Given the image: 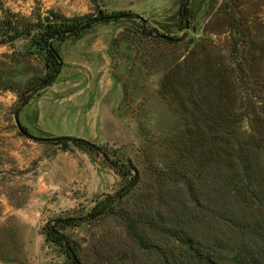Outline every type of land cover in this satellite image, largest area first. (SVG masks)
Masks as SVG:
<instances>
[{"label": "rangeland", "instance_id": "obj_1", "mask_svg": "<svg viewBox=\"0 0 264 264\" xmlns=\"http://www.w3.org/2000/svg\"><path fill=\"white\" fill-rule=\"evenodd\" d=\"M182 1L0 0V264H68L47 227L86 263L120 264L119 250L131 248L121 213L159 226L160 216L204 222L233 154L252 168V184H264V0H191L185 31ZM100 11L146 23H97L52 41L61 73L19 111L53 72L43 34L60 17ZM19 123L36 138L86 140L132 175L87 148L39 143ZM118 193L128 195L116 215H93Z\"/></svg>", "mask_w": 264, "mask_h": 264}, {"label": "trees", "instance_id": "obj_2", "mask_svg": "<svg viewBox=\"0 0 264 264\" xmlns=\"http://www.w3.org/2000/svg\"><path fill=\"white\" fill-rule=\"evenodd\" d=\"M190 2L191 0H183L181 3V31L188 30L192 25ZM126 19H139L146 23V20L137 14L121 11L111 14L100 11L97 16L72 19L60 17V25L50 28L42 36V42L52 60L53 72L38 82L32 95L20 100L18 110L25 108L36 93L54 84L61 73L62 60L52 41L64 42L91 29L97 23H113ZM18 125L26 135L39 143L56 141L64 151L69 150L70 143L87 148L102 155L108 166L121 177L132 175L130 169L128 172H122L101 147L86 140L67 137L36 138L20 123ZM230 162L233 168L229 183H225L226 179L225 182L218 181L215 187V206L213 209H207L205 206L203 211H207V214L202 218V223H199L198 217H189L185 224H180L175 218L164 219L160 216L159 226L152 218L144 222L143 218L135 219L140 214L121 213L119 216L127 229L126 238L131 240V243H128L131 248L130 252H123V247L119 250L122 256L120 264H145L144 257L147 258L146 264H264V184H252L254 173L250 166L244 164L242 154H233ZM137 179L138 176H135L134 180ZM223 191L227 201L223 200ZM126 194L118 193L99 202L92 210L93 215L103 212H106L107 216L116 215L114 207ZM194 195L190 190L189 196ZM201 201L200 198L198 202ZM208 217H211L210 221H206ZM147 226L156 230L145 232ZM45 235L48 241L64 249L68 264H88L82 259L78 246L54 228L47 227Z\"/></svg>", "mask_w": 264, "mask_h": 264}]
</instances>
